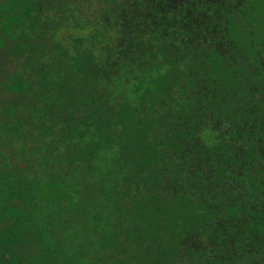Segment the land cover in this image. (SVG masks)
Returning a JSON list of instances; mask_svg holds the SVG:
<instances>
[{
    "label": "trees",
    "instance_id": "obj_1",
    "mask_svg": "<svg viewBox=\"0 0 264 264\" xmlns=\"http://www.w3.org/2000/svg\"><path fill=\"white\" fill-rule=\"evenodd\" d=\"M0 94V264H264V0H0Z\"/></svg>",
    "mask_w": 264,
    "mask_h": 264
},
{
    "label": "rangeland",
    "instance_id": "obj_2",
    "mask_svg": "<svg viewBox=\"0 0 264 264\" xmlns=\"http://www.w3.org/2000/svg\"><path fill=\"white\" fill-rule=\"evenodd\" d=\"M6 68H8V67H6ZM0 99H1V94H0ZM87 226H90V222H88ZM45 231H46V228L43 226V232H45ZM88 232H90V229H89V231H84L82 233H78V231L74 229V230H68L65 234L49 235V237H50V239H56V238L58 239L59 248L62 247L65 249H67V248L70 249V248H72L71 246H73L72 244H74V246H76V248L83 246L86 243L85 241L88 239ZM45 236H47V232H45ZM68 238H73L74 240H70ZM46 246L47 245L45 243V240H43L42 243L39 245H33V244L28 245L25 250L20 251V253H19V257L22 259L21 264H27V261H28L27 259L30 258L29 256H32V257L41 256L43 258V259H41V261H42L41 264H46V262L44 261V255H46V254H44ZM65 251H67V250H65ZM56 252H55V254H56ZM4 253H6V254H4ZM7 253H9V252H7L6 250L0 251V258H3L5 255H7ZM9 258L10 259L12 258V253L9 255ZM55 258H56V255H54L52 259L55 260ZM7 264H12V263L9 260V262Z\"/></svg>",
    "mask_w": 264,
    "mask_h": 264
}]
</instances>
